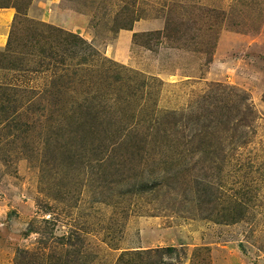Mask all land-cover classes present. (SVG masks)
Returning <instances> with one entry per match:
<instances>
[{"label": "rangeland", "instance_id": "obj_1", "mask_svg": "<svg viewBox=\"0 0 264 264\" xmlns=\"http://www.w3.org/2000/svg\"><path fill=\"white\" fill-rule=\"evenodd\" d=\"M1 12L0 264H264V0Z\"/></svg>", "mask_w": 264, "mask_h": 264}, {"label": "crops", "instance_id": "obj_2", "mask_svg": "<svg viewBox=\"0 0 264 264\" xmlns=\"http://www.w3.org/2000/svg\"><path fill=\"white\" fill-rule=\"evenodd\" d=\"M9 14L1 12L0 13V31H2L4 28V25H6L8 22Z\"/></svg>", "mask_w": 264, "mask_h": 264}, {"label": "trees", "instance_id": "obj_3", "mask_svg": "<svg viewBox=\"0 0 264 264\" xmlns=\"http://www.w3.org/2000/svg\"><path fill=\"white\" fill-rule=\"evenodd\" d=\"M72 37L75 38V36H73V35H72ZM80 42H81V40H80ZM75 43L76 42L72 41V43L70 45V49L72 48V46L77 47V45L79 44V43L78 44H75ZM78 49H79V47H78ZM81 60H82V62H84V61H86V58L85 57H82Z\"/></svg>", "mask_w": 264, "mask_h": 264}]
</instances>
